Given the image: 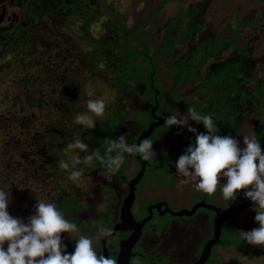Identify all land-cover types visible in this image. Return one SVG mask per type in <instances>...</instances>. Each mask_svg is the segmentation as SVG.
I'll list each match as a JSON object with an SVG mask.
<instances>
[{"label":"flooded vegetation","instance_id":"1","mask_svg":"<svg viewBox=\"0 0 264 264\" xmlns=\"http://www.w3.org/2000/svg\"><path fill=\"white\" fill-rule=\"evenodd\" d=\"M176 1L175 12L167 17L164 9L152 14L163 0L157 4L155 0H0V86L12 84L19 88L9 92L3 88L0 92L6 98L0 108V189L9 192V214L25 222L35 214L38 197L54 202L80 229L79 233L61 234L69 254L82 234L93 240L98 254L104 255L106 239L107 256L118 264L122 242L136 232L116 230L114 236L107 237L101 229L110 228L113 234L114 228L123 223L128 184L143 167L137 154H125L124 164L116 173H107L99 161L88 167L77 165L83 171L80 183L71 181L69 171L59 163L71 164L72 156L66 154L65 148L74 137L89 146L88 153L77 150L81 159L96 151L104 156L106 141L124 135L128 144L138 145L142 132L151 123L158 122L157 118L168 119L163 113L169 106L163 108L172 83L167 65L173 60L158 56L159 64L161 59L165 61L157 77L161 84L148 82L151 65L142 52L148 48L151 54L162 43H168L170 29L166 20L179 15L181 9L182 14L191 10L196 21H203L200 31L193 30L194 36L187 41L184 25L180 32L177 29L171 44L178 51L190 46L199 48L207 37L215 42L222 35L221 39L233 40L238 47L249 40L254 55L257 44L263 42L264 0ZM237 27L240 31L233 36L232 30ZM233 45L227 46V53ZM161 74L165 78L161 79ZM166 77L171 79L168 86ZM181 87L172 98L177 95L185 100ZM89 91L94 92L92 97ZM89 98L107 101L106 117L97 119L92 129L74 123L78 113L87 112ZM256 109H246L241 123ZM179 112L187 114L178 110L175 115ZM194 125L189 120L188 126ZM175 127L181 130L177 137L172 136L164 121L144 138L155 145L160 134L165 133L161 146H153L156 157L145 163L144 174L135 187L130 211L136 224L150 217L149 207L159 203H166L177 214L192 212L204 200L206 205L219 208L233 202L219 200L220 190L214 196L197 191L198 180L178 186L179 180L188 178L178 174L175 164L194 143L188 127ZM106 175L111 176V181L105 179ZM166 204L160 208L162 213ZM151 210L152 217L131 248L132 254L139 255L131 256L129 264H196L214 237L217 212L198 207L191 216H175L170 211L162 215L158 208ZM245 211L223 223L220 240L212 246L204 264H233L232 260L226 261L225 253L239 252L241 248L223 245L224 230L239 224ZM255 215L256 212L250 220L252 224L242 231L256 222ZM258 254L262 264L264 256Z\"/></svg>","mask_w":264,"mask_h":264},{"label":"clouds","instance_id":"2","mask_svg":"<svg viewBox=\"0 0 264 264\" xmlns=\"http://www.w3.org/2000/svg\"><path fill=\"white\" fill-rule=\"evenodd\" d=\"M89 97L94 95L88 92ZM87 112L78 113L74 123L92 129L97 119L107 115V101L104 98H89ZM189 120L202 123L207 134L196 135L195 144L189 145L185 153L176 162V171L182 177L178 186L187 184L189 180H198L195 189L208 196H214L219 188L226 201H233L243 191L256 212L255 221L259 227L250 231H241L240 239L253 246H264V149L255 135L244 136L243 144L229 136L218 135L217 123L210 115H202L195 108H189L184 116L172 115L165 120V125L188 127L189 132L196 129L188 126ZM106 154L99 151L85 155L82 159L79 152L88 153L89 146L80 138L74 137L68 143L65 152L72 156L71 164L60 161L59 166L69 171V179L75 183L83 180V171L76 166L83 163L91 166L94 161L105 165L107 173H116L125 161V154H139L145 161L155 159L153 141L143 139L138 145L128 144L124 135L115 140L106 141ZM226 178V183H221ZM105 179L111 181V176ZM9 192L0 189V264H117L115 258L98 254L93 240L79 235L75 250L66 252L62 233H79L75 222L69 221L57 208L54 202L39 198L35 205V214L25 222L19 217L9 214ZM105 236H110V228H102ZM5 244L7 247L5 248Z\"/></svg>","mask_w":264,"mask_h":264},{"label":"trees","instance_id":"3","mask_svg":"<svg viewBox=\"0 0 264 264\" xmlns=\"http://www.w3.org/2000/svg\"><path fill=\"white\" fill-rule=\"evenodd\" d=\"M170 1L163 0L152 14L163 10ZM192 14L191 10L182 14L180 9L179 15L175 14L165 22L170 29L167 32L168 43H162L151 54L148 48L142 51L145 55V61L151 65V79H148V82L155 81L157 84H161V81H157L160 68L158 56H166L173 60L167 65V74L172 79V83L163 108L165 110L169 106L168 112L163 113V115L169 118L175 115L178 110L186 114L189 108H195L202 115H210L217 123V134L226 136L239 132L241 120L245 117V110L256 106L262 114L256 124L257 131L254 135L264 149V78L260 74L262 66L258 64L253 55V47L249 40L238 47L236 44L233 45V40H223L221 39L222 35H220L215 42L209 36L199 48L190 46L184 51H178L171 44L177 29L180 32V26L184 25V40L187 41L194 36H191L195 34L194 32L200 31L202 27V19L196 21V17ZM239 31L240 27L233 29V36H236ZM175 42L177 43L178 40ZM229 45H233L234 48L227 53V46ZM225 53H227L225 57L221 58ZM186 85H192V89L185 96V100H180L177 95L172 98L178 87ZM237 121H239L238 125ZM193 128L196 129V132H190L189 138L195 144L196 135L199 133L207 134V130L202 123L196 122ZM169 129L174 137H177L181 131L175 126ZM169 151L170 149H168V155ZM252 205L253 203L248 199L247 205L241 213ZM257 227L258 223L255 222L245 231ZM242 228L241 224L234 223L231 229L224 230L223 245L238 249L245 246L247 242L240 239ZM255 247L256 251L264 256V247ZM262 264H264V260Z\"/></svg>","mask_w":264,"mask_h":264},{"label":"water","instance_id":"4","mask_svg":"<svg viewBox=\"0 0 264 264\" xmlns=\"http://www.w3.org/2000/svg\"><path fill=\"white\" fill-rule=\"evenodd\" d=\"M155 111H153V115L155 117ZM157 118V117H155ZM159 119L158 122H153L150 124L149 128L144 130L139 138V142L138 144L144 139V138H147L149 137L155 127L161 125L164 123V121L166 119H161V118H157ZM140 162L142 163V169L140 170V173L138 174V176L136 178H134L130 184H128L130 186V193L128 194L127 198L125 199V202H124V206H123V211H122V220H123V223L122 224H118L115 228H114V233L111 234L110 236H114L115 235V231L116 230H136V232L134 233V235L127 241V242H122V250H121V254L119 256V260H118V264H129V261H130V257L131 256H135V255H139V254H132L131 253V248L135 245V243L138 241L139 237L141 236V230H142V227L144 226L145 222L147 220H149L151 217H152V210L153 208H158L159 209V212L163 215L166 213V211H170V209L168 208L167 204L166 203H159L158 206H151L149 207V212H150V217L146 218L144 220V222L142 224H136L132 214H131V211H130V208L133 204V201L135 199V187H136V184L140 181V179L142 178L143 174H144V171H145V163L148 164L147 161H145L144 159H142V157L137 154ZM123 179H125V177H122ZM205 200L200 203L199 205H197L192 212H188L186 210L180 212V213H177V214H174L172 213V215H193L195 213V210L196 208L198 207H206L210 210H214L217 212V216H216V219H215V233H214V237L212 239H210L205 248H204V251L202 253V256L200 257V259L198 260V262L196 264H204L205 261L207 260V258L209 257L210 253H211V249H212V246L214 244H216L217 242H219L220 240V236L222 234V225L224 222H226L227 220L229 219H232V218H236L241 212L242 210L245 209L246 205H247V202H248V199L245 198L244 196V193L243 191L239 192L237 194V197L235 200H233V202L231 203V205L227 208H219V207H214V206H208L206 205L205 203ZM166 204L167 206V209L164 213L161 212V206ZM109 237V236H107ZM106 237V238H107ZM105 244H106V239L104 240L103 242V245H104V255L107 257L108 255V250L107 248L105 247ZM142 256V255H141Z\"/></svg>","mask_w":264,"mask_h":264},{"label":"rangeland","instance_id":"5","mask_svg":"<svg viewBox=\"0 0 264 264\" xmlns=\"http://www.w3.org/2000/svg\"><path fill=\"white\" fill-rule=\"evenodd\" d=\"M160 0H155V4H157ZM177 6V1L173 0L172 2H170L165 8H164V15L171 16L174 12H175V7ZM212 20V18L210 19ZM263 38V42L262 43H258L257 44V48L254 52V56L259 60V65L262 66V69L260 70V74L261 76L264 78V37ZM164 60H160V65L162 66L164 64ZM9 78V77H7ZM161 79L165 78V76L163 74H161L160 76ZM171 82V79L167 78L165 79V83L166 86H168ZM6 88L5 91L7 90L8 92L11 89H18L17 87H15V85L9 84V85H4V86H0V92L1 89ZM192 89V85H186V86H182L181 87V91H183V97H185L187 95V92L189 90ZM7 92V93H8ZM6 98L2 97V94H0V108L2 107V105H4V100ZM11 104V102L8 103V105ZM28 104V103H26ZM178 117L182 116V114L179 112L178 113ZM261 111L260 109H256L254 110L252 115H249L241 124V130L239 131L238 135H230L231 137L237 139L240 142V147L243 148L245 147V145L243 144V137L244 136H252L254 135V133L257 131L256 130V124L258 122V120H260V115H261ZM165 140V133L164 134H160L159 138H158V142L153 145L155 147V149L159 148L162 144V142ZM221 183H226V178L223 179L221 181ZM219 200H224L222 197V194L218 197ZM254 205L250 206L244 213V215L242 216V218L238 221L239 224H241L243 227H245L246 225L252 224L251 218L253 217V213L255 211H253ZM259 227V225H258ZM264 247V246H263ZM226 255V261H233V264H260L261 261V255L258 254L256 252V247L250 244H246L243 248H241V250L239 252H229V253H225Z\"/></svg>","mask_w":264,"mask_h":264}]
</instances>
